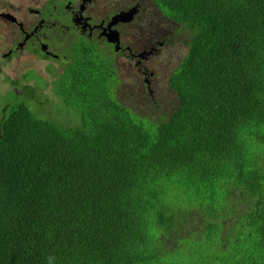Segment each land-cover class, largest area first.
<instances>
[{"label": "trees", "instance_id": "trees-1", "mask_svg": "<svg viewBox=\"0 0 264 264\" xmlns=\"http://www.w3.org/2000/svg\"><path fill=\"white\" fill-rule=\"evenodd\" d=\"M152 2L166 53L190 35L167 119L114 97L94 45L49 71L66 119L3 103L0 264H264V0Z\"/></svg>", "mask_w": 264, "mask_h": 264}, {"label": "flooded vegetation", "instance_id": "flooded-vegetation-1", "mask_svg": "<svg viewBox=\"0 0 264 264\" xmlns=\"http://www.w3.org/2000/svg\"><path fill=\"white\" fill-rule=\"evenodd\" d=\"M27 1L30 2L27 7L8 5V9L2 6L0 10V18L12 24L15 33L10 37L6 53L0 55V61H10L25 53L29 58L54 62L55 67L62 70L75 53L73 46L94 45L106 50L108 61L114 66L116 85L120 74L131 73L133 61V66L143 77L140 82L143 88L144 83L150 84L153 76L147 72L145 64L151 56L159 57L163 47H166L164 50L169 47L166 43L169 40L168 25L153 20L145 11L144 0H117V6L111 10L99 7L95 0ZM134 6L136 10L130 20H119L108 28L113 16L126 13ZM3 14L15 19L9 21L2 17ZM114 30L118 33V47L107 41V36L113 39L111 32ZM113 56L120 60L114 62ZM123 59L128 61L123 62Z\"/></svg>", "mask_w": 264, "mask_h": 264}, {"label": "rangeland", "instance_id": "rangeland-1", "mask_svg": "<svg viewBox=\"0 0 264 264\" xmlns=\"http://www.w3.org/2000/svg\"><path fill=\"white\" fill-rule=\"evenodd\" d=\"M95 1L101 8L105 6L111 10V7L115 8L117 6L115 3L117 0ZM146 1L153 4L152 0H144L142 3L146 4ZM8 5H12L15 8L16 6L27 7L30 5V2L27 0H15V2L11 0H0V10L2 6H6L8 9ZM182 30L183 33L181 35ZM14 35V26L0 18V55L6 53L10 37H14ZM189 40L190 35L187 29L181 28L175 37V42H177L173 44V50L170 53H166L170 49H163L159 57L151 56L149 62L145 64L147 72L154 74L149 84L153 88L150 97L146 94L140 95L138 92V89L142 87L140 82H142L143 77L138 69L133 66V61L131 63L129 62L132 67L131 73L129 75H126V73L119 75L118 79L119 83L121 81V84L118 83L115 86L114 97L123 103L131 96L132 99L128 101V104L136 111L141 112L142 115L156 122L167 119L173 108V104H169L173 100V93L167 88V78L174 67L185 56ZM106 48L108 50V47ZM113 59L114 62L120 60L118 56H113ZM126 61L128 60L123 59V62ZM51 70L56 72V74L61 71V69L55 67L54 62L49 63L47 61L29 58L25 53L19 54L10 61H0V114L4 108L3 103L13 99V92L21 96V86H24L35 90V101L31 104V107L39 116L56 118L58 117L57 111H59L63 116V120L66 119L65 112L68 111L63 106L61 99L55 96L52 90L51 81L53 77L49 72ZM115 80L114 78L113 81ZM40 84L43 85L42 89ZM127 88L129 89L128 91H126ZM174 106H176L175 101ZM233 223L234 216L226 219V224ZM191 224L199 225L200 223L198 224V220L195 219Z\"/></svg>", "mask_w": 264, "mask_h": 264}, {"label": "water", "instance_id": "water-1", "mask_svg": "<svg viewBox=\"0 0 264 264\" xmlns=\"http://www.w3.org/2000/svg\"><path fill=\"white\" fill-rule=\"evenodd\" d=\"M136 10V6H134L131 10H129L128 12H121L116 16H113L111 23L109 24L108 28L111 27L112 25H114V23H116L119 20H130L132 17V14L135 12ZM2 17L7 18L9 21H13L15 18L9 16L8 14H3ZM111 36L113 37L112 40H110V36H107V41L110 43H115L116 47H118L119 41H118V33L117 31H112L111 32Z\"/></svg>", "mask_w": 264, "mask_h": 264}, {"label": "clouds", "instance_id": "clouds-1", "mask_svg": "<svg viewBox=\"0 0 264 264\" xmlns=\"http://www.w3.org/2000/svg\"><path fill=\"white\" fill-rule=\"evenodd\" d=\"M148 3V2H147ZM147 3L145 4V11L146 12H149L151 15H152V18L155 22H160V23H163V24H167L169 23L170 21L166 18L165 15H163L162 12H160L158 9H156L154 6V4H151V3H148V7L146 8V5ZM115 44V43H114ZM150 53V52H149ZM148 53V54H149ZM147 54V55H148Z\"/></svg>", "mask_w": 264, "mask_h": 264}]
</instances>
